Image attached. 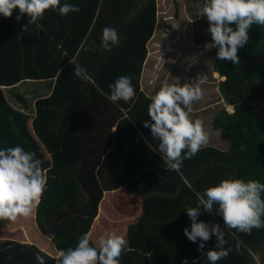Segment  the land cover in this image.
I'll use <instances>...</instances> for the list:
<instances>
[{
	"label": "trees",
	"instance_id": "trees-1",
	"mask_svg": "<svg viewBox=\"0 0 264 264\" xmlns=\"http://www.w3.org/2000/svg\"><path fill=\"white\" fill-rule=\"evenodd\" d=\"M65 2L80 11L66 17L46 11L41 27L31 25L27 31L23 27L28 18L16 19L19 9L11 18L0 15V149L21 146L35 153L47 174V191L34 215L0 225V264H37V253L45 264H59L60 252L75 248L84 234L98 248L100 236L116 231L128 241L120 264H208L197 250L200 242L184 234L192 223L186 208L197 206L196 193L224 179L264 183V117L255 111L257 105L264 108V27L252 26L248 43L238 50V64L218 60L217 48L210 54L225 78L220 82L223 99L234 108L232 113L222 110L213 121L228 150L201 149L185 159L179 171H167L149 140L151 130L143 126L150 119L151 100L140 93L148 43L157 26V0H61ZM175 15L179 17L177 8ZM204 18L201 36L207 40L211 34ZM105 27L115 28L120 37L111 52L101 49ZM73 59L93 82L74 75ZM119 76L133 78L138 95L134 105L139 108H129L135 96L116 106L101 94H110L109 85ZM54 77L52 93L36 101L33 115L14 108L1 88L24 79ZM16 96L29 109L27 98ZM102 107L107 108L103 121L88 122L85 116H95ZM120 108L130 109L127 117ZM121 188L142 199L141 213L132 224L116 220L119 214L133 212L120 193V204L105 194ZM199 220L219 224L224 233L225 247L231 251L218 264H260L258 255L264 263V228L245 234L226 227L219 215L202 213ZM24 224L32 235L39 233L41 245L26 242L23 230L18 235L22 241L4 235ZM216 244L213 235L204 251Z\"/></svg>",
	"mask_w": 264,
	"mask_h": 264
},
{
	"label": "clouds",
	"instance_id": "clouds-1",
	"mask_svg": "<svg viewBox=\"0 0 264 264\" xmlns=\"http://www.w3.org/2000/svg\"><path fill=\"white\" fill-rule=\"evenodd\" d=\"M19 9L17 21L25 16L29 26L41 27L39 21L46 11H57L62 17L78 13L80 8L61 0H0V15L11 18ZM199 15L206 17L211 34V43L206 47L217 48V59L240 62L238 50L250 37L253 25L264 27V0H204ZM235 25V28L232 27ZM120 37L115 28L102 30L101 49L111 52L118 46ZM74 75L90 80L86 70L75 61ZM131 76H119L109 85L107 96L111 102L128 103L135 96ZM205 76L197 82L176 84L165 80L160 89L150 97L149 120L144 127L151 129L153 138L159 141L158 152L166 170L179 171L185 159H191L209 143L210 133L202 119L191 116L193 104L201 101L204 91L201 85ZM233 112V111H232ZM43 161L36 154L21 146L0 149V221L16 222L34 215L47 191V174ZM198 204L187 207L191 229L185 228V236L193 243L199 241L198 251L206 257L208 264H218L227 257L230 249L217 223L199 220L202 213L219 215L223 224L237 232L251 234L253 229L264 228V183L258 180L224 179L203 193H196ZM203 209V211H201ZM215 235L216 248L205 252L206 243ZM98 248L90 244L89 234H84L75 248L60 252L59 264H120V258L128 247V241L116 232L100 236ZM240 245H236L239 250ZM37 264H45L44 258L36 254Z\"/></svg>",
	"mask_w": 264,
	"mask_h": 264
},
{
	"label": "crops",
	"instance_id": "crops-1",
	"mask_svg": "<svg viewBox=\"0 0 264 264\" xmlns=\"http://www.w3.org/2000/svg\"><path fill=\"white\" fill-rule=\"evenodd\" d=\"M159 22H160V19H159V14H158L157 26H156L155 32L151 40L148 43V55H147V58L143 66V71H142L141 79H140V93H143L146 98L150 99V97L154 95L160 89V87L162 86L165 80H167L170 84L176 83V84L183 85L184 83H188V82L195 83L200 77L205 76L206 79L201 85L204 91L203 99L193 104L192 106L193 110H192L191 116L193 119H197V118L202 119L204 122L205 128L210 133L209 143L202 149L208 148V147H214V148L221 149L223 151H227L229 148V143L227 141H224L221 138L220 131L214 129L213 121L215 117L218 115V113H220L222 110H226L229 113H232L234 108L232 106H228L223 99L221 89H220V82L224 81L225 78L222 77L216 71V69L213 66V62L210 58V54L214 50V48L209 50L207 47L202 48V46L201 47L197 46L198 49L196 48L197 49L196 52H198V55L195 56V54L191 53V49L190 51L188 49L185 51L181 49V41L179 39H177L176 41L174 40L171 43L169 42V39H168L169 37L165 40V42H161V40L154 41L153 39H155L154 37L156 36V33H158V29L159 28L161 29L162 25H164L165 23L166 25V29H164V33H165L170 23L169 19H166V22L163 21L162 25ZM156 43L158 45L157 53L161 52V54L158 56H155L153 54L154 50L153 51L151 50L152 45L154 47ZM167 48H169L170 53L165 55L167 52L165 50ZM170 48H173L177 51L173 52ZM186 52L188 53V56L184 54ZM199 55L201 56L199 57ZM74 60L75 59H73V61ZM89 77L91 78L89 81L93 82L92 77L91 76ZM24 81L33 82V85L35 88L34 91H32L34 95V102L33 103H30L29 101L28 102L30 104L29 108L34 109V111H36L35 110L36 101L52 93V90L56 82V77L48 78V79H38V80L37 79H24L12 86H1V88L3 89L5 87H15V86L20 85ZM101 94H103V96L105 97L109 95L107 91L106 92L102 91ZM137 99H138V95L135 96V98L131 101V104H130L131 106L129 107L130 109L131 107L133 108V106H136L134 104H136ZM107 101L111 102L109 99H107ZM101 102H104V101L101 99ZM114 104L117 106V103H114ZM101 106L102 105H100L99 107ZM136 108H139V106H136ZM16 109L27 112L25 108L24 109L16 108ZM104 109H107V108H104V107L99 108L96 111L95 116H93L95 112H92V113L90 112L88 113L89 116H85V118H87L88 122L89 121H100L104 117L103 116ZM130 109L120 108V110L123 113H125V117L128 116L127 111ZM147 129L151 130L150 127ZM116 131H117V126H114L112 129V132L116 133ZM149 140L153 143L155 150L158 152L159 141L156 140L155 138H152L154 142L151 139ZM108 192H109V195L113 196L112 197L113 203L116 202L120 204L119 200L116 199V195L120 193L121 200H123V203L125 204L127 202L129 204L127 205V207L131 208L130 210L133 209V212L131 211H130L131 213L127 212L128 214L126 215L119 214L120 216L118 215L115 216L117 222L120 223V222L125 221L129 224H132L135 221V219H137V216H139L141 213V208H140L141 207L140 200H142L141 197H139L135 193H132L131 191H128L125 188H121L115 191L114 190L106 191L105 194H107ZM106 200L107 199H105V201ZM137 206L140 209L136 211ZM112 223L115 224L114 222ZM116 233L120 234V231H116Z\"/></svg>",
	"mask_w": 264,
	"mask_h": 264
},
{
	"label": "rangeland",
	"instance_id": "rangeland-1",
	"mask_svg": "<svg viewBox=\"0 0 264 264\" xmlns=\"http://www.w3.org/2000/svg\"><path fill=\"white\" fill-rule=\"evenodd\" d=\"M203 3H204V0H157V9H158V14H159V19H160L159 23L162 25L163 21L166 22V19H169L170 23L165 33H164V29H166V25L164 23V25H162V28L158 29V33H156V36L154 37L155 39L153 40L154 41L161 40V42H165V40L169 37L168 39H169V42L171 43L174 40L176 41L177 39H179L181 41V49L183 51L187 49L190 51L191 49V53L195 54V56L198 55V52H196V50L198 49L197 46H200V47L202 46V48H205L207 44L211 43V39L205 40V39H202V36H201L205 28L204 24H206L204 22V19H205L204 17H202L200 20L198 17L200 8L202 7ZM176 8L178 9L179 17L175 15ZM157 49H158L157 43L154 45V47L152 45L151 50L152 51L154 50L153 54L155 56H158L161 54V52L157 53ZM170 49L173 52L177 51L173 48H170ZM165 51H167L165 55L170 53L169 48H167ZM188 53L186 52L184 54L188 56ZM200 56L201 55H199V57ZM34 89L35 88H34L33 82L24 81L18 86L5 87L2 90L4 94L6 95L8 101L14 107L24 109L23 104L17 98L16 93L23 94L30 103H33L34 95L32 91H34ZM25 110L29 113H32V114L34 113L33 112L34 109L29 108ZM255 111L257 112L259 116L264 117V108L262 106L257 105L255 107ZM105 210L108 212L107 208H105ZM34 220L31 222L33 223ZM4 221H0V225L4 224ZM22 230L24 232V238L26 242L40 244L39 240L41 239L39 237V233L37 232L35 235H32L33 232H31V230L29 229V226H26V224L18 226L17 229H12V231L7 229L5 230L4 235L5 236L13 235L16 239L22 241L23 239H21L18 236L20 233H22ZM49 245L51 247L50 243ZM256 258L258 260V263H261V264L263 263L262 261L263 258H261L260 255L256 256Z\"/></svg>",
	"mask_w": 264,
	"mask_h": 264
}]
</instances>
